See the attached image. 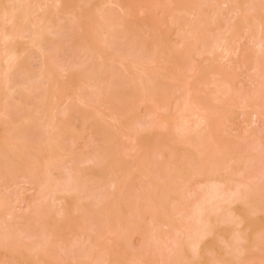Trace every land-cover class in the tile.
<instances>
[{
    "label": "rangeland",
    "instance_id": "1",
    "mask_svg": "<svg viewBox=\"0 0 264 264\" xmlns=\"http://www.w3.org/2000/svg\"><path fill=\"white\" fill-rule=\"evenodd\" d=\"M222 1L0 0V264H264V8ZM226 176L248 198L233 221L216 212L193 255L194 203Z\"/></svg>",
    "mask_w": 264,
    "mask_h": 264
},
{
    "label": "bare ground",
    "instance_id": "2",
    "mask_svg": "<svg viewBox=\"0 0 264 264\" xmlns=\"http://www.w3.org/2000/svg\"><path fill=\"white\" fill-rule=\"evenodd\" d=\"M224 4L225 3H227L228 1H226V0H224V1H222ZM250 4H252L253 5V3H250ZM256 5H254V7L253 6H250L249 7V5H248V9L250 10V11H252L251 13L253 14V12H254V14L256 15H254V17L255 18H257V16H258V18L260 19V17H259V14L258 13H255V9H256V7H255ZM241 9L240 8H235L234 10H233V12H237V11H240ZM257 10V9H256ZM12 16L9 18V19H11L12 20ZM259 19H257V21H260ZM256 20V19H255ZM192 25V24H191ZM194 26V25H193ZM192 26V27H193ZM189 28L190 30H189V34H191V36H192V34L195 36V34H196V31H193L192 29L193 28ZM250 28H251V26H250V23L249 24H247L246 26H245V29L248 31H250ZM196 30V29H195ZM6 33V34H5ZM4 33V35H5V38L6 39H11L14 35H15V33L13 32V31H6ZM248 33L249 32H246L245 34H247L248 35ZM223 38V37H222ZM227 38V37H226ZM227 40L228 39H219V41L218 40H215V42H216V46H218V47H221L220 49L222 50V52H223V55L222 56H226V55H228L229 54V52H230V49H229V46H228V44L226 43L227 42ZM264 41H263V38L262 37H259V38H257V41H256V44H257V47H258V49L259 50H263L264 49V43H263ZM18 57V55H17V53H15V52H12V53H10L9 55H8V57H7V61L9 62V63H12L11 61H14L16 58ZM42 75H43V77H45V78H47L46 77V75L44 74V73H42ZM41 75V76H42ZM222 87V86H221ZM227 87V86H226ZM151 89V88H150ZM222 89H224V87H222ZM147 90V89H146ZM226 90V89H225ZM219 91H221V90H219ZM152 92V91H151ZM227 93V91H223L222 90V93ZM148 94H150L149 92H148ZM189 106H190V108L189 109H191V111H192V114H193V116L191 115V117H194L195 116V126L196 125H198V124H201V125H204V126H207V124H208V120H207V116H206V114H204L203 112H198V110L196 109V107H194L192 104H188ZM68 109V107H64V108H62L60 111H62V112H64L65 110H67ZM193 109V110H192ZM195 110H197V111H195ZM253 115V114H252ZM188 116V117H187ZM190 115L187 113V115H185L184 116V118H183V120H182V122H180L179 124H178V126H177V128H178V130L180 131V132H182V133H184V132H186L187 130H188V122H189V118H191V117H189ZM254 116H255V118L256 119H260L261 118V113H259V111H257V112H254ZM55 140V144H54V146H52V148L55 150V151H57V153L58 154H61V152H62V148L61 147H59L58 148V143H59V139H60V136L58 135V133L56 134V136H53V135H51V136H49L48 137V140ZM196 139H197V141H196ZM196 139H194V141H192V140H181L180 141V144H185V143H201L202 142V137L199 135L198 136V138H196ZM196 141V142H195ZM49 143V142H48ZM195 145H197V144H195ZM201 145H202V143H201ZM217 152H218V150H217ZM207 156V155H206ZM206 158V157H205ZM215 162V161H214ZM219 166V164L218 163H210L209 164V169H208V171H209V173L210 174H212V173H214V172H216V174H217V171L219 170L217 167ZM71 170H72V168H70ZM220 171H221V169H220ZM70 172V171H69ZM220 173V172H219ZM67 174H68V171H67ZM193 174H195L194 172H192V175ZM225 174V173H224ZM24 175V174H23ZM22 174H21V177H25V178H27L26 177V175L25 176H23ZM219 174H217L216 176H218ZM69 176V177H68ZM67 176V178H61L60 179V181L62 180V182H66V184H61V188H57V189H55V191H52V195H51V197L52 198H56V199H58L59 201L61 200L62 201V198L61 197H59V196H55V194L56 193H60V192H62L63 190H65V191H68V190H71L72 189V187L71 186H68L67 184H70L71 182H73V178H71L72 177V174H70V175H68ZM229 177H231V175H228ZM229 177H223L222 179H221V177H220V179L218 178V180H211L210 182H209V180H208V182L211 184V182H213L211 185H207V184H205L204 186H203V188L201 189L202 190V192H203V196L205 197V198H207L206 200H208L207 201V203L209 202V203H211V204H209V205H207L206 206V201L204 202V204L202 203V205L200 204L201 202H196V203H194V208H195V214H196V218H194V221H198L199 222V224L201 223L202 224V222L200 221V220H202L203 219V224H202V227L200 226V225H198L199 226V228H200V230H198L197 231V234H196V236H192V238L193 239H190V241L188 242V244H186V245H189L188 247H187V250H188V248H189V251H190V253H193V246H195V248H196V256H200L201 255V249H200V244H201V241H202V239L209 233V232H211V227L213 228V226L212 225H215L214 224V222H216L217 221V216H216V212L217 211H224V209L226 210V213H228V217H225V218H227V219H230L231 218V221H233L232 219L233 218H235L236 217V208L235 207H232V208H230L233 204H234V202L236 201V200H240V198H238V197H236V196H234L233 194L234 193H236L238 190L239 191H241V189H240V187H241V183H236V184H230L231 182L233 183L234 181V179H232L231 180V178H229ZM71 178V179H70ZM214 178H216V177H214ZM115 182H116V180L115 179H112V180H109V186L110 185H112V186H114L115 185ZM230 185L231 186H233L232 188H230ZM163 188V184H161L160 185V188ZM165 188V187H164ZM163 191L165 192V190H162V195H163V197H168L169 195H170V193L169 192H165V193H163ZM243 191V190H242ZM178 193L179 194H181L182 193V188L181 189H179L178 190ZM185 194V193H184ZM186 195L190 198V196H195L196 195V192L195 191H191V190H188L187 192H186ZM204 197H203V200H204ZM55 199V200H56ZM181 200L180 199H178V200H176V199H174V201L173 202H176L177 203V205L179 206V203H180V206H181V202H180ZM223 202H226L225 204V206H227L226 208L224 207L223 208ZM219 203H221V205H219ZM3 202H0V207H2L3 206ZM161 204V203H160ZM175 205V204H174ZM206 207H205V206ZM177 206V207H178ZM180 206H179V208H180ZM176 207V206H175ZM177 207L176 208H174V206H173V208H174V211H176L177 213H179V212H181V210L180 209H177ZM182 207V206H181ZM15 209V208H14ZM182 209V208H181ZM179 211V212H178ZM175 212V213H176ZM59 213L60 214H64V210H63V208H61L60 210H59ZM225 213V214H226ZM217 214H219V213H217ZM238 215V214H237ZM6 216H8L9 218L10 217H12V218H18L19 217V215H17V214H15L14 212H13V210L12 209H9V211L8 212H6ZM241 216V215H240ZM238 218V221H236V223L237 224H240V223H242L243 222V219L242 218H239V215L237 216ZM196 219V220H195ZM200 219V220H199ZM227 219H226V221H227ZM216 220V221H215ZM195 222V223H196ZM166 224V223H165ZM183 229V230H182ZM182 229H179V231L181 230V232L182 233H185V232H188V227L187 226H185V227H183ZM5 231H8L7 232V234L9 233V230L7 229V230H5ZM4 231V232H5ZM51 231V230H50ZM3 231H2V233L4 234V235H2V233H1V237H4L5 238V233H4ZM52 232H49V233H47L46 232V235H44V237H43V240L45 241V242H49V240H53V239H51V238H54L53 236H52V234H51ZM8 236H10V234H8L7 235V237ZM259 236V235H258ZM235 237H236V239L238 238H243L244 240H245V237H243L242 235H240V236H238V235H235L233 238H234V240H235ZM260 237V236H259ZM232 238V239H233ZM232 239H231V241H232ZM42 240V241H43ZM239 240H242V239H239ZM234 242V241H233ZM233 242H231V244L233 243ZM235 242H237V240H235ZM229 243V242H228ZM234 244V243H233ZM233 244H232V246H233ZM228 245V244H227ZM230 245V244H229ZM40 246V244H37V250L39 249L38 247ZM191 248V249H190ZM235 249L237 248L236 246L234 247ZM232 249V251H230L231 253H233V250H235V249ZM66 250V249H65ZM68 250V249H67ZM69 250H70V247H69ZM68 250V251H69ZM192 251V252H191ZM235 251H237V250H235ZM70 252V251H69ZM89 254V252L88 251H84L83 252V256H86V255H88ZM194 255V254H193ZM198 264V263H197Z\"/></svg>",
    "mask_w": 264,
    "mask_h": 264
},
{
    "label": "snow or ice",
    "instance_id": "3",
    "mask_svg": "<svg viewBox=\"0 0 264 264\" xmlns=\"http://www.w3.org/2000/svg\"><path fill=\"white\" fill-rule=\"evenodd\" d=\"M261 7L264 8V0H261ZM233 195L240 198V199H247L248 198V190L247 189H245L244 191L238 190ZM193 254L194 255L196 254L195 246H193ZM190 264H197V261L195 259H193L192 261H190ZM213 264H241V262L238 260H233V261L222 260V261H213Z\"/></svg>",
    "mask_w": 264,
    "mask_h": 264
}]
</instances>
